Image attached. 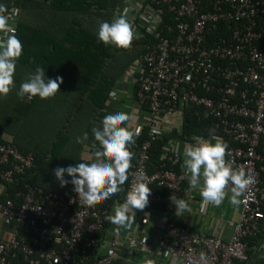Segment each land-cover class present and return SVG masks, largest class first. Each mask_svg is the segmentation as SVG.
Here are the masks:
<instances>
[{"label":"built area","instance_id":"obj_1","mask_svg":"<svg viewBox=\"0 0 264 264\" xmlns=\"http://www.w3.org/2000/svg\"><path fill=\"white\" fill-rule=\"evenodd\" d=\"M163 6L178 20L166 26L171 38L159 29ZM9 10H15L17 36L21 9ZM118 15L137 32L144 27L158 40L129 72L138 89L127 105L128 114L144 117L154 139L181 126V111L193 103L199 116L214 120L219 134L238 143L227 147L226 162L234 169L243 167L253 179L241 197L230 239L201 234L173 216L171 197L180 198L186 179L175 169L180 154L168 147L164 157L170 166L164 163L149 172L151 140H146L137 164L130 163L128 190L143 182L151 189L149 204L166 203L159 249L172 257V264H236L249 259L247 238L258 235L264 220V154L259 150L264 139V0H125ZM218 140L224 143V138ZM34 160L32 153L0 140V264H118L116 238L90 260L99 241L95 232L107 231L110 211L102 207L113 195L84 206L75 193L66 197L22 181ZM14 184L17 189L1 198ZM128 239L132 246L144 247L142 241Z\"/></svg>","mask_w":264,"mask_h":264},{"label":"trees","instance_id":"obj_2","mask_svg":"<svg viewBox=\"0 0 264 264\" xmlns=\"http://www.w3.org/2000/svg\"><path fill=\"white\" fill-rule=\"evenodd\" d=\"M124 2L125 0H0L7 9L12 6L21 9L17 37L22 43L23 51L13 77L15 87L0 98V140L11 141L23 153L34 155V166L21 176L22 181L45 190L57 191L66 197L71 196L74 193L71 183L61 187L53 170L57 165L67 167L80 163L81 160L90 162L91 160L82 157L85 148L94 153L99 147L91 129L99 127L102 117L113 110L128 113L125 104L118 106L121 102L115 101L119 98L117 95L120 86H130V95L132 99L135 98L138 86L130 82L129 72L142 53L158 40L146 28L141 27L140 38H133L126 48L116 49L97 42L95 34L99 24L118 16ZM163 8L159 29L171 38L166 26H175L178 20L167 6ZM37 66L44 69L46 78H62L56 95L44 100L38 97L32 100L18 98L16 91L20 83L26 81ZM198 91L202 93V90ZM197 109L199 107L188 103L181 111V131L174 127L154 139L150 136L151 126L146 123L145 118L134 113L125 122L131 130L134 124L137 128L141 127L134 137L135 143L130 146V151L134 154L130 163L137 164L142 144L146 140H151L147 163L149 172L156 171L164 163L170 166L164 152L170 148L175 138L193 141L204 137L214 143L222 137L227 147L238 145L227 135L219 134L214 120L199 116ZM209 129H214L215 139L210 138ZM85 132L88 133V139L83 143H76V138L82 137ZM259 150L264 154V139ZM175 169L180 172L179 165ZM128 172L123 190L113 194L102 208L110 211L114 202H123L129 188L132 167ZM65 178L70 180V177ZM262 180L264 187V170ZM16 187L15 184L8 185L1 198L17 189ZM165 204L148 203L146 206L164 209ZM108 225L109 222L106 221L107 230ZM261 231L257 236L247 238L249 255L253 243L263 236L264 229L261 228ZM106 232L98 230L95 236L99 238ZM99 255L96 246L91 252L90 260Z\"/></svg>","mask_w":264,"mask_h":264},{"label":"clouds","instance_id":"obj_3","mask_svg":"<svg viewBox=\"0 0 264 264\" xmlns=\"http://www.w3.org/2000/svg\"><path fill=\"white\" fill-rule=\"evenodd\" d=\"M14 15L15 10H9L5 4L0 3V98L15 87L13 77L23 51L22 43L15 35ZM95 35L97 42L116 49L126 48L133 38H140V33L122 15L113 17L111 21L101 22ZM59 83H62L61 77L46 78L44 69L37 66L28 79L20 83L16 95L22 100H32L34 97L44 100L56 95ZM130 119V114L120 110L104 115L100 126L91 129L94 141L99 145L93 153V159L90 162L81 160L82 162L75 165L53 170L61 187L71 183L78 202L84 206H94L97 201L107 200L123 190L122 186L128 179V170L134 155L130 146L135 143L134 137L139 131L128 127L125 122ZM208 131L215 139L214 129ZM87 139L88 133L85 132L82 137L76 138V143H83ZM226 149L227 145L218 139L213 143L210 139L197 138L195 143H186L184 146L181 167L189 189L198 190L202 198V209L208 204L220 206L225 200V188L229 184L231 187L228 188V203L238 206L243 202L241 197L248 186L253 183L251 175L243 167L234 169L230 162H226ZM150 192L151 189L143 182L133 184L123 202L114 205L111 214L105 219L118 227L130 225L133 220L130 212L144 209L149 202ZM171 201L177 216L190 211L184 199L171 197Z\"/></svg>","mask_w":264,"mask_h":264},{"label":"crops","instance_id":"obj_4","mask_svg":"<svg viewBox=\"0 0 264 264\" xmlns=\"http://www.w3.org/2000/svg\"><path fill=\"white\" fill-rule=\"evenodd\" d=\"M119 16V15H118ZM131 77L130 74L128 76ZM126 80L125 83H127ZM131 83L133 79L131 78ZM130 85V83H129ZM119 89L121 92H125L127 96L123 97L118 93V100L121 103L118 106L125 104L128 105L129 100L132 99V92L127 88ZM132 118V117H131ZM178 123H181L182 120ZM133 130L137 129V126H131ZM181 131V126L178 124L175 126ZM9 138V137H8ZM9 140V139H8ZM193 141H185L182 139L175 138L170 144L171 150L177 151L180 154L179 168L182 170L183 163V150L186 143H195ZM215 143V142H214ZM89 154V157L83 158L85 160L93 159V153L90 152L89 148H85V151ZM83 152V153H84ZM227 194L225 200L220 206H213L212 204L206 205L203 209L201 208V197L197 189H189L187 178L183 183L182 193L180 198L184 199L188 205L190 211H186L177 216L175 208L173 211L174 218L181 224L190 227L192 230L206 235H216L224 240H229L234 229L235 223L239 219V205L233 206L228 203ZM121 202H114L111 205L110 214L114 205ZM133 217L132 223L124 227H118L109 223L106 234L100 235L98 238V254H103L108 244L113 238L117 240V251H118V264H172V257L166 253L165 250L159 249V244L163 239L164 227L166 222V212L164 209H157L153 207L145 206L142 210H135L130 212ZM262 229H264V220L262 222ZM262 232V231H261ZM129 237H133L138 241H142L144 247L132 246L129 241ZM251 253L247 260H237L236 264H264V233L263 236L258 237L257 242L253 243L251 247Z\"/></svg>","mask_w":264,"mask_h":264},{"label":"rangeland","instance_id":"obj_5","mask_svg":"<svg viewBox=\"0 0 264 264\" xmlns=\"http://www.w3.org/2000/svg\"><path fill=\"white\" fill-rule=\"evenodd\" d=\"M125 78H127V77H125ZM131 78H132V77H130V81H131ZM127 79H128V78H127ZM120 88H123V86H120ZM128 89H129V87H128ZM119 95H121V96H123V97L127 96V94H126L125 92H121V90L119 91ZM130 102H132L131 99L129 100V103H130ZM6 139H9V138L7 137ZM83 154H84L85 157H89V154H88L87 152H84ZM57 167H61V166H60V165H57Z\"/></svg>","mask_w":264,"mask_h":264}]
</instances>
